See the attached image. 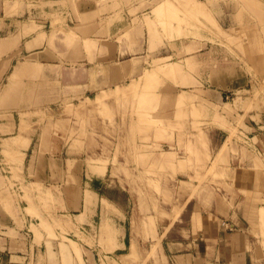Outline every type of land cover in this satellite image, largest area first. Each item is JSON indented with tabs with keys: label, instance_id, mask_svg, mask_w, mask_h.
Wrapping results in <instances>:
<instances>
[{
	"label": "rangeland",
	"instance_id": "374dc122",
	"mask_svg": "<svg viewBox=\"0 0 264 264\" xmlns=\"http://www.w3.org/2000/svg\"><path fill=\"white\" fill-rule=\"evenodd\" d=\"M162 1L149 3L150 13L130 12L133 20L118 40L129 49L138 43L144 48L139 64L147 53L151 55L138 78L105 90L112 91L108 98L112 97L101 107L91 100L102 91L86 97L80 89L69 88L64 68L67 49L72 52L83 44L89 54L96 42L83 41L75 29L66 26V20L57 17L51 28L27 23V33L46 32V57L59 60L58 66H27L0 85V109L9 111L5 118L16 121L18 129L2 137L0 177L6 178L11 170L19 178L24 155L14 148H26L30 138L34 144L41 141L44 150L51 141L65 145L63 155L78 158L85 180L103 178L94 187L103 199L120 205L121 212L107 209L121 217L127 240L131 238L137 246L136 253L133 246L125 251L131 256L107 257L102 264H170L162 240L177 238L194 208L215 198L228 200L232 192L230 154L240 150L244 155L243 137L264 121V0H168L164 10L155 12ZM169 63L171 70L166 72L177 70L174 63H178L179 73L157 71L135 93L123 92L125 86L140 81L146 70ZM204 90H217L223 100L217 105L207 103L201 97ZM168 152L176 165L170 164ZM253 154L254 165L264 169V157ZM74 162L78 161H70V166ZM22 189L29 205L26 212L36 216L40 229L63 240L81 238L78 231L66 235L72 226L57 215L58 198L50 189L26 181ZM259 211L264 229V209ZM94 226L92 237L99 242L90 244L98 249H105L119 233L109 217H96ZM57 228L61 235H56ZM255 234L264 247V231ZM69 242L79 250L75 241ZM61 248L70 252L64 242Z\"/></svg>",
	"mask_w": 264,
	"mask_h": 264
},
{
	"label": "crops",
	"instance_id": "0c3cea01",
	"mask_svg": "<svg viewBox=\"0 0 264 264\" xmlns=\"http://www.w3.org/2000/svg\"><path fill=\"white\" fill-rule=\"evenodd\" d=\"M152 1L0 0V85L13 74L18 76L27 66H58L59 60L46 57V32L38 29L27 33V23L30 26L33 22L43 29L51 28L56 17L66 20V26L75 29L83 41L96 42L89 54L83 44L72 52L67 49L64 68L69 88L80 89L86 97H90L138 78L151 54L142 57L143 63L139 64L138 56L143 55L144 48L138 43L129 49L118 39L133 20L130 12L135 11L137 15L150 13L148 4ZM144 3L146 7H142ZM166 4L168 0H163L154 11L164 10ZM174 64L178 66L177 70L163 73H179L180 65ZM201 95L202 100L211 105L223 100L222 93L217 90H204ZM8 114L9 111L0 109V153L4 150L2 137L16 134L18 130L16 121L5 118ZM261 123L243 137L247 152L243 155L239 150V153L230 154L233 164L230 172L232 192L228 200L215 198L206 205L194 208L190 222L187 227L181 228L179 236L170 240L166 236L162 240L164 255L170 264H264V247L255 234L263 235L264 231L258 219V211L264 209V169L254 165L256 160L254 162L251 155L254 152L253 155L258 153L264 157V121ZM33 141L30 138L26 148H14L24 155L19 178H15L11 170H7L9 174L6 178L0 177V264H102L101 260L107 261V257L117 260L129 254L131 256V252L125 251L132 247L133 240H127L126 231L123 232L121 227V217L107 209L110 207L121 212L120 205L111 199H103L94 187L103 178L96 176L85 180L83 164L76 157H65L62 153L65 145L61 146L60 141L48 142L45 150L41 141L36 145ZM167 154L170 155V164L174 165L172 152ZM75 160L78 162L70 166V161ZM6 168L9 169V166L6 165ZM23 181L50 189L58 198L57 215L72 226L66 235H75L78 231L82 234L81 238L66 237L63 240L59 236L51 237L47 230L40 229L35 223L36 216L26 212L29 205L24 199ZM34 193L37 195L36 191ZM96 217L101 220L109 217L110 224L119 231L118 235L112 236L110 244L104 245L105 249L90 244L98 241L92 237ZM33 226L37 227V231ZM59 234L60 229L57 228L56 235ZM70 239L78 244V251L70 245ZM128 241L130 244L127 246ZM63 242L69 245L70 252L62 251ZM108 246L112 250H106Z\"/></svg>",
	"mask_w": 264,
	"mask_h": 264
},
{
	"label": "bare ground",
	"instance_id": "6f19581e",
	"mask_svg": "<svg viewBox=\"0 0 264 264\" xmlns=\"http://www.w3.org/2000/svg\"><path fill=\"white\" fill-rule=\"evenodd\" d=\"M173 1H175V0H173ZM171 3H172V1H171ZM196 6H197V8H199L200 7V5H197L196 4ZM193 9V8H192ZM171 26V25H170ZM254 34V33H253ZM256 34L257 33H255V36H256ZM249 36V35H248ZM254 36V35H253ZM250 37H252V36H250ZM255 38V37H254ZM252 42H253V40H252ZM254 43V42H253ZM164 64V63H163ZM172 64V63H171ZM160 65V64H159ZM161 66V65H160ZM158 67L157 69H155V70H153V71H151V70H146L147 72L145 73V75L144 76H142V78H141V80L140 81H138V80H136L135 82H133L131 85H129V86H125L122 90H123V92H126V94H130V93H135L134 91H136L137 89H139L143 84H145V83H149L151 80H153L154 79V77H155V75H156V72L157 71H163V72H165V71H168V70H171L170 69V63L169 64H166L164 67ZM152 68V67H151ZM154 68V67H153ZM144 82V83H143ZM143 83V84H142ZM118 88H120V87H118ZM122 90H118V91H121L122 92ZM117 91V90H116ZM111 93H112V91H110ZM111 93H109L108 91H105V92H101V93H99V95L97 96V98L96 99H94V100H91V102H92V104L93 105H96V106H100V105H104V103H105V101H106V99L108 100L109 98H111L112 96H110L109 98H108V96L111 94ZM115 93V92H114ZM113 97H115V95L113 96ZM109 101V100H108ZM87 102V101H86ZM89 102V101H88ZM90 103V102H89ZM90 104H88V106H89ZM80 107V106H79ZM101 107V106H100ZM94 108V107H93ZM70 108H67L66 110H69ZM77 110V109H76ZM80 110V109H79ZM195 110L196 111H194V109H193V111L195 112V113H197V111H198V109L197 108H195ZM70 111H71V109H70ZM69 111V112H70ZM67 113H68V111H66ZM95 112V111H94ZM66 115V114H65ZM68 115H71V113L70 114H68ZM71 117V116H70ZM152 123V122H151ZM200 135V134H199ZM203 140V139H202ZM201 140V141H202ZM198 154V153H197ZM201 156V155H200ZM199 157V156H198ZM182 164H184V163H182ZM144 172V171H143ZM145 174V173H144ZM148 174H149V172H148ZM143 179V178H142ZM160 179V178H159ZM152 181H154V180H152ZM156 183H158V181L156 182ZM155 183V185H157ZM153 185H154V183H153ZM153 187V186H152ZM154 187H156V186H154ZM157 188V187H156ZM260 212V211H259ZM262 215L264 216V212H262ZM133 247H132V250H133V253H136L137 252V246H136V244H134V245H132Z\"/></svg>",
	"mask_w": 264,
	"mask_h": 264
}]
</instances>
